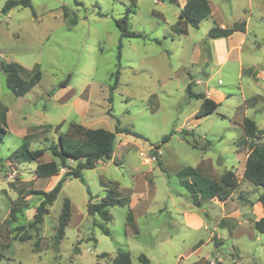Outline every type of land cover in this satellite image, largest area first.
I'll use <instances>...</instances> for the list:
<instances>
[{"label": "rangeland", "instance_id": "374dc122", "mask_svg": "<svg viewBox=\"0 0 264 264\" xmlns=\"http://www.w3.org/2000/svg\"><path fill=\"white\" fill-rule=\"evenodd\" d=\"M5 1L0 0V106L7 108L6 133L0 140V264H108L119 249L129 252L132 264H141L140 254L149 264H264V233L253 224L261 214L251 209L262 189L243 178L234 159L243 154L233 151L243 137L244 117L264 133V0H209L216 19L207 17L197 28L187 25L180 34L175 31L179 6L169 0H78L80 5L74 0H31L34 14L30 7L2 13ZM126 12L128 29L141 37L120 36L115 19ZM241 20L246 22V39L239 54L223 65L220 59L210 63L213 47L226 53L225 44L212 43L210 28ZM9 61L23 66L25 79L38 65L41 79L23 96L13 95L5 84L1 63ZM116 70L118 84L109 100ZM66 79L68 84L60 87ZM204 83L227 97L213 113L196 119L201 100L189 97L186 87L190 84L198 93ZM72 122L112 131L118 125L140 136L117 133L114 156L81 169L83 181L67 176L63 167L56 176L36 177L37 161L22 160L15 151L25 142L29 150L44 149L40 161L59 163L49 146L60 147L59 135L67 137ZM207 140L211 145L206 150L191 146H205ZM154 144H159L162 160L148 162L138 151ZM205 154L213 172L233 165L239 180L226 212L222 209L233 213V203L240 211L219 226L220 200L207 203L201 197L200 208L210 212L202 213L185 185L189 178L177 175ZM213 177L206 179L219 180L218 174ZM59 179L64 181L56 198L42 222L31 227L42 195L29 190L47 191ZM109 188L128 201L109 207L112 218L104 222L88 214L87 204L90 195L96 202ZM65 198L71 219L59 236ZM12 205L18 209L14 220L8 216ZM185 211L197 212L205 226L185 225ZM210 233L215 235L209 240ZM199 239L203 245L194 254Z\"/></svg>", "mask_w": 264, "mask_h": 264}, {"label": "trees", "instance_id": "16d2710c", "mask_svg": "<svg viewBox=\"0 0 264 264\" xmlns=\"http://www.w3.org/2000/svg\"><path fill=\"white\" fill-rule=\"evenodd\" d=\"M76 5L81 3L78 0H74ZM172 3H176L178 6L179 0H169ZM31 0H6L2 7V13L8 12L14 7H30L32 14L34 10L31 7ZM211 12L209 0H186L178 11V20L175 22L176 33H186V26L190 25L194 28L199 26V23L206 19ZM66 11H63V17H66ZM72 24L76 23L75 19L71 20ZM115 24L120 31L121 37H141L139 32L132 31L127 27V12L123 17L115 19ZM246 22L244 20L234 22L230 26H213L208 31L210 38L226 37L231 35L235 31L245 32ZM157 42V40H154ZM119 44V48H120ZM120 51L118 52L119 57ZM1 68L5 74V84L7 88L15 96H23L33 86H35L41 79V73L38 65L35 64L30 71L28 78H23V66L20 64L9 61L2 62ZM118 73L116 70L113 74V83L109 85L111 100L112 91L118 84ZM68 84V79L59 84L60 87H64ZM186 91L189 97H194L201 100L199 108L196 110L194 117L202 118L213 113L218 107V103L211 98L205 96L203 93H194L190 88V84L187 85ZM6 111L7 108L0 106V140L6 133ZM241 127L246 137L247 157L242 172L243 178L254 186L261 187V192L258 195V201L261 207L264 209V133L260 132L255 121L251 118L244 117L241 121ZM69 132L67 137L62 134L59 135L60 145L52 143L49 149L52 153L59 158V163L55 160L40 161L44 149L29 150L23 143V147L15 151L16 156L22 160H36L35 175L36 177H52L58 175L60 167L66 168V175L71 177H78L83 181L81 176V169L93 168L101 160H109L112 158L115 138L117 133L133 134L140 136V134L132 131L127 127L116 126L114 130H108L102 127H86L78 123L69 124ZM171 133L164 135L161 138V142H165L169 139ZM183 139L187 140L185 137ZM159 147V144H154ZM211 145V141L207 140V145L203 148H207ZM69 161H74L75 165L71 166ZM179 177H188L189 181L185 183L186 187L191 189V198L193 203L198 204L196 191L204 198H217L220 201H225L231 197L232 193L238 187V180L234 171H224L218 181H210L200 175L197 168L191 166H185L177 172ZM63 179L56 181L54 186L49 190H29V193H37L42 195V199L39 205L35 209L33 220L30 222L31 227H35L43 220V215L47 213V205L52 204L56 198L58 192L61 189ZM92 196L87 204V212L89 215H97L104 222L111 220V214L109 207L118 205L123 206L127 204V199L119 197L115 189L109 188L105 195L96 202H91ZM18 211L16 205H12L9 210V218L11 220L16 219V212ZM71 219V205L70 201L65 198L62 202V206L58 216L57 233L61 236ZM255 229L258 232L264 233V216L254 220ZM105 234H108V230L102 228ZM23 237V236H22ZM27 238V237H26ZM107 253L102 252L101 256H105ZM138 260L141 264H149L148 258L140 254ZM108 264H132L129 252L126 249H119Z\"/></svg>", "mask_w": 264, "mask_h": 264}, {"label": "crops", "instance_id": "0c3cea01", "mask_svg": "<svg viewBox=\"0 0 264 264\" xmlns=\"http://www.w3.org/2000/svg\"><path fill=\"white\" fill-rule=\"evenodd\" d=\"M180 1V4H179V9L180 7L184 4V2L186 0H179ZM178 1V2H179ZM210 4V2H209ZM210 9H211V12L209 14L208 17H212L213 19H216V11L213 10L211 4H210ZM217 26H220V27H224V26H227L226 24L224 23H218ZM245 39H246V29H245V32H240V31H235L233 32L231 35L229 36H226V37H217V38H212V43H220V44H225L224 46L226 47V53L224 55H222L223 53V50L221 51H217L215 50V48L213 47L212 51L210 52V58L208 59V61L210 63H212L215 60L217 59H220V61L218 63H220L221 65H223L224 63H226V61L230 58V56L233 54V53H238L241 51L242 49V46L243 44L245 43ZM238 58H239V55H238ZM222 59V60H221ZM209 70H211V67L209 68ZM241 70L243 71V68H241ZM206 76L208 73H204ZM201 80H196V83H200ZM219 82V80H218ZM204 90L202 92H198V93H203L205 96L211 98L212 100H214L215 102H217L219 105L225 101L226 97H227V94L216 88V87H213V86H210V85H206V83H204ZM218 105V106H219ZM206 117V116H205ZM196 119H199V118H196ZM6 124H7V115H6ZM194 125V123H193ZM241 126V125H240ZM201 137L205 138L206 136L205 135H201ZM245 141H246V137L244 135V132H243V137L240 141L237 140V143H235V145L233 146V151L237 152V153H242L243 154V157L240 159V155H236V157L234 158L236 160V162H238V166L241 165L242 166V172H243V169H244V164H245V160H246V157H247V148H246V144H245ZM239 142V143H238ZM125 143V142H124ZM241 143V145H240ZM192 147H195V148H201L203 150H206L207 148H203L204 146H200V145H191ZM240 146V147H239ZM118 149V148H117ZM116 149H114L113 151V155L112 157L114 156V153H115ZM163 155V154H162ZM161 160H162V156H161ZM208 164V166H211L210 169H208L206 166ZM212 162H211V158L209 156H207L206 154L203 155L202 157H200V160L197 162V164L195 166H191V167H195L199 170L200 172V175L204 178H207V179H210V180H215L213 179L214 177V174H218V179L220 178L221 174L223 173V171L225 169L227 170H231L235 172V170H233V165L232 168H228L224 165V169L221 171H219V173H216V172H213L214 171V168L212 167ZM187 166H190V165H187ZM185 167V166H184ZM180 170V169H179ZM178 170V171H179ZM177 171V172H178ZM56 176V175H55ZM239 182V180H238ZM203 197L202 195H197V199H198V208H200L201 204H202V201H200V198ZM204 198V197H203ZM232 195L230 198H228L227 200L225 201H220V212H221V215H220V219L217 220V225L219 226L220 224V221L224 218H228L230 215L232 216V214L234 213H238L240 210H238V207H236L235 204L231 203V206H232V209H233V213L230 212V211H227L229 212V215H227V213H224L223 211L225 210L226 212V209H225V206H226V203L228 201H232ZM207 199V198H205ZM215 198H208V200L206 201L207 203H210V202H215V200H213ZM139 201H136L135 204L136 206L139 205ZM253 206V207H252ZM251 206V209L255 212H258V214H261V217L264 216V209L261 207V204L258 200H256L253 205ZM222 207L224 208V210L222 209ZM201 212L202 213H210L209 212V209L206 208V207H203V208H200ZM131 212L129 211V216H128V220L129 222H133V218L132 216L130 215ZM184 214V215H183ZM183 216H184V221H185V225H187L188 227L190 228H194V229H200V228H203L205 226V222L204 220L202 219V217L197 213V212H194V211H185L183 212ZM246 214V213H245ZM260 218V217H259ZM258 219V217L256 218ZM254 219V220H256ZM206 229V227H205ZM213 233H210V237H209V240L210 238L213 237ZM170 237H172V234L169 235ZM220 236V235H218ZM169 237V238H170ZM203 245V240L202 239H199L198 241H196L195 245H194V248L192 250V253H196L197 251H200L201 250V246ZM189 264H196V260L190 262Z\"/></svg>", "mask_w": 264, "mask_h": 264}, {"label": "built area", "instance_id": "2783aa9c", "mask_svg": "<svg viewBox=\"0 0 264 264\" xmlns=\"http://www.w3.org/2000/svg\"><path fill=\"white\" fill-rule=\"evenodd\" d=\"M219 82H220V80H219ZM162 153L163 152H162L161 148L158 146H155V145H151L148 148V150L140 149L138 151V154L141 157L145 158L146 161H148V162H156Z\"/></svg>", "mask_w": 264, "mask_h": 264}, {"label": "water", "instance_id": "95a60500", "mask_svg": "<svg viewBox=\"0 0 264 264\" xmlns=\"http://www.w3.org/2000/svg\"><path fill=\"white\" fill-rule=\"evenodd\" d=\"M60 147H61V145H60Z\"/></svg>", "mask_w": 264, "mask_h": 264}]
</instances>
